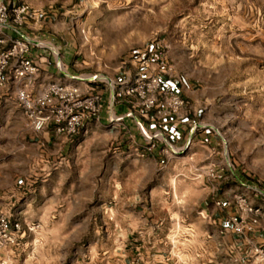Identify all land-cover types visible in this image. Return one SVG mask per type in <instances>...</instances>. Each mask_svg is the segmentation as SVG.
I'll return each instance as SVG.
<instances>
[{"label": "rangeland", "instance_id": "1", "mask_svg": "<svg viewBox=\"0 0 264 264\" xmlns=\"http://www.w3.org/2000/svg\"><path fill=\"white\" fill-rule=\"evenodd\" d=\"M71 17L59 31L69 74L122 80L131 58L158 43L169 68L161 78L184 86L196 113L172 149L156 115L150 127L137 118L150 152L131 139L121 149L113 113L114 122L41 152L23 123L4 124L0 108V206L19 226L0 264H113L122 258L115 226L131 213L180 245L216 226L221 264H233L225 238L234 196L259 208L249 233H264V0H80ZM125 105L129 116L140 112ZM216 199L232 207L219 224L210 218ZM173 254L175 264L186 251Z\"/></svg>", "mask_w": 264, "mask_h": 264}, {"label": "crops", "instance_id": "2", "mask_svg": "<svg viewBox=\"0 0 264 264\" xmlns=\"http://www.w3.org/2000/svg\"><path fill=\"white\" fill-rule=\"evenodd\" d=\"M7 9H13L24 6L27 8V13L36 12V15L23 21L22 24L17 26L14 31L3 30L0 37L3 40L8 41L16 39L18 37H26L32 40L33 43H39L45 45V47L31 46L29 57L38 67V73L34 79L33 85L30 88L31 93L35 94L43 86L56 83L63 85H75L81 91L87 89H96L101 92V115L99 120L87 119L83 123V127L97 126L108 122L109 113H116L122 118L121 123L117 124L116 136L118 139V145L121 149L125 148L127 143L131 139V143L137 145L141 152L145 153L144 146L140 143H144L139 130L137 129V119L140 117V122L144 127H150L154 125L152 119V113L147 115L141 114L137 110H134L133 114L136 116H128L130 113L124 103V98L119 92L116 93V100L111 102L109 99V93L105 89V85L96 81L79 82L72 78L75 75L69 74L68 67H71L69 63L72 61V55L68 50L64 48L65 41L59 36L61 28H65V25L69 24L74 15L76 9L80 4V0H2ZM64 26V27H63ZM48 46V47H46ZM55 50L59 54V59L62 68L65 72H60L55 65L54 53L51 50ZM39 58H45L46 63H40ZM74 66V65H72ZM134 73V69L131 73L122 71L120 77L128 79ZM114 80L119 81L118 77ZM176 92L183 100L184 105L176 112V114L170 115L165 118H161L156 122L159 128L169 137L168 140L173 143L172 138L177 132L181 134L182 125H187V120L191 116H195L194 111L190 105V92L184 87L174 84ZM12 86H7L6 89L0 90V108L3 107V122L9 125L13 119L23 123L26 129H29L26 121L22 117L19 107L15 102L14 92ZM16 122V121H14ZM139 122V123H140ZM152 127L150 128V130ZM31 135L34 141L39 142L41 152H47L49 147H53L59 144V141L63 143V147L67 146L70 141L74 140L72 137H54L50 128H46L41 132L34 133L30 129ZM28 138V137H27ZM41 140V141H40ZM138 143V144H137ZM146 144V143H145ZM219 198V196L217 197ZM212 199V196H210ZM222 206L226 211L219 210L210 215L212 222H218L216 219L223 214H227V211H231L232 207H228V202L225 199L222 200ZM222 208V209H223ZM130 216L129 224H122L121 228L115 226L118 230L117 238H121L119 246L115 248L119 249L118 256L122 257L120 260H116L113 264H173L172 257H176L173 253L180 249V251H186V255L182 259L178 258L175 264H221L218 252L220 248V236L217 231L219 229L215 226L216 230H211L208 235L204 233H196L194 236L190 235V241L186 244L180 245L176 243L172 236L169 234H161L153 231L148 224L146 218H141L138 214H127ZM147 217V216H145ZM118 221V219L116 220ZM150 222H152L150 220ZM130 228V230H129ZM264 233L262 235L255 236L253 234H246L242 239L237 238L236 235L230 234L225 239L228 243L227 252L231 261L234 263V259L238 258L247 249V239L252 243H260L264 240ZM114 251V250H113ZM230 262V261H229Z\"/></svg>", "mask_w": 264, "mask_h": 264}, {"label": "built area", "instance_id": "3", "mask_svg": "<svg viewBox=\"0 0 264 264\" xmlns=\"http://www.w3.org/2000/svg\"><path fill=\"white\" fill-rule=\"evenodd\" d=\"M35 15L36 12L27 13V8L24 6L7 9L0 0V35L5 29L15 32V28L24 20ZM31 46L45 47L43 44L33 43L26 37L8 41L0 37V90H7V86L14 88L15 102L29 129L38 133L50 128L54 137H72L82 129L85 120H99L102 105L99 90L81 91L75 85L50 83L35 94L31 93L30 88L38 73L37 65L29 57ZM161 49L158 43H152L139 54V57H132L129 63L134 65V73L128 79L116 81L103 76L72 78L79 82L98 80L105 85L111 102L116 100V93L119 92L125 99L124 103L131 108H138L144 115L152 113L158 118H165L176 114L184 102L169 86L165 88L161 86L160 73H164L166 68L163 57L158 55ZM51 50L54 53L56 68L65 74L59 54ZM40 63H46V59L42 58ZM166 69L169 70V68ZM157 104H159L158 109H156ZM108 121H115L112 112L109 113ZM139 124L137 122V129L146 143L143 149L150 152L154 145L144 137ZM164 145L172 149L168 139H164ZM211 176L219 178L217 175ZM255 191L263 195L260 191ZM214 205L219 210L223 208L222 202L218 199L215 200ZM259 215V208L251 206L245 197L234 196L233 212L226 218L229 232L236 236H245L244 234L252 231ZM18 232V223L10 221L8 213L0 206V249L14 245ZM246 245L247 249L234 259V263L264 264V240L260 243H252L247 239Z\"/></svg>", "mask_w": 264, "mask_h": 264}, {"label": "trees", "instance_id": "4", "mask_svg": "<svg viewBox=\"0 0 264 264\" xmlns=\"http://www.w3.org/2000/svg\"><path fill=\"white\" fill-rule=\"evenodd\" d=\"M161 86L164 87V88L167 87V86H169L171 89H173V91H174V89H175V87H176L175 85H170V84H168V82H166L165 79H162V80H161ZM172 86H173V87H172Z\"/></svg>", "mask_w": 264, "mask_h": 264}]
</instances>
